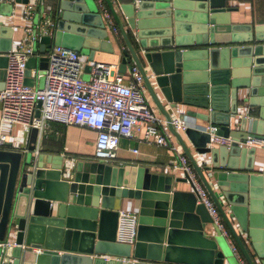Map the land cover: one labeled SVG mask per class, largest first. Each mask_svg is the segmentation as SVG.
I'll return each mask as SVG.
<instances>
[{
	"label": "water",
	"instance_id": "1",
	"mask_svg": "<svg viewBox=\"0 0 264 264\" xmlns=\"http://www.w3.org/2000/svg\"><path fill=\"white\" fill-rule=\"evenodd\" d=\"M185 1L191 3L187 10H197L206 20L208 41L182 45L172 37L176 34L172 21L178 22L183 9L181 0H118L126 21L125 26L118 25L126 44L118 72L125 74L130 64L137 65L151 97L189 156L244 258L254 264L245 241L215 195L211 180L223 192L241 231L252 240L264 264V175L254 173L257 157L262 159L264 171V154L258 155L255 147L238 144L248 137L264 139V45H235V40L215 38V34L232 29L220 20L234 10L227 0ZM15 2L28 4L29 0ZM6 8L7 4L0 2L1 15H8ZM51 8L48 17L53 35L41 36L34 48L42 57H30L26 64L25 83L30 86L34 84L32 70L47 69L46 53L53 45L79 52L88 48L89 60H93L97 48L86 39L110 41L101 14L91 9L87 0H55ZM95 14L101 23L88 21ZM159 34L164 35L162 42L157 40ZM148 38H155L151 39L155 42L144 41ZM195 45L199 48H182ZM12 47L10 38L0 42V73L8 65L7 53ZM90 68L88 65L85 69ZM156 89L171 109L184 104L207 110L188 115L219 126L218 135L234 138L231 146H211L204 125L183 130L199 154L212 155V167L197 163L182 134L170 123L171 114L159 101ZM38 135L39 130L31 128L28 147L23 151L0 146V264H236L207 207L198 202L187 174L176 178L153 173L144 166H113L95 159L79 160L73 165L62 160L46 169L43 165L51 162L50 155H37ZM175 182L189 183L190 190L174 189ZM233 194H238L240 200L233 201ZM115 197L140 200L133 246L116 241ZM207 225L214 227L213 238L204 236Z\"/></svg>",
	"mask_w": 264,
	"mask_h": 264
},
{
	"label": "built area",
	"instance_id": "2",
	"mask_svg": "<svg viewBox=\"0 0 264 264\" xmlns=\"http://www.w3.org/2000/svg\"><path fill=\"white\" fill-rule=\"evenodd\" d=\"M12 1V0H3ZM105 19L111 22L112 30L117 34V24L105 0H96ZM37 7L26 4L23 17L34 22ZM52 22L48 19L42 25L34 24L25 29L26 38L16 51L7 53L9 62L5 68L3 89L0 90L1 118L3 121L17 123L28 128H37L42 132L45 122L53 121L65 125L85 126L97 132L94 147V159L112 161L122 137H132L134 128L145 123L144 140L149 143L168 147V121L158 117L150 105L146 94L143 75L136 64H131L125 74L110 70L105 64L96 62L91 66L89 79H84L85 65L79 51L53 45L46 53L48 67L45 84L38 86V71L32 70L34 84L25 83L27 61L30 57H42L35 51V44L41 36L53 35ZM38 103L41 104L38 107ZM39 110L40 115L37 116ZM170 123L175 130L185 129L187 123L179 115H171ZM204 130L211 136V146H231L235 141L231 136L218 135L219 126L208 124ZM6 139L0 136V146ZM239 147H264V139L248 137L238 142ZM138 153L137 149L133 150ZM176 168L187 174L198 195L211 214L221 234L228 240L233 255L239 264H248L208 189L200 179L190 159L181 154ZM139 214L130 209L118 210L116 241L134 245L137 239Z\"/></svg>",
	"mask_w": 264,
	"mask_h": 264
},
{
	"label": "crops",
	"instance_id": "3",
	"mask_svg": "<svg viewBox=\"0 0 264 264\" xmlns=\"http://www.w3.org/2000/svg\"><path fill=\"white\" fill-rule=\"evenodd\" d=\"M1 3H6L7 8L5 9V13L8 15L0 14V22L3 25H0V42L5 41L8 38L12 39V50L16 51L22 41L26 38L25 29L31 27L35 24L36 16L38 17L37 21L39 25H42L45 21L49 19L48 14L52 8L51 6L55 2V0H29L28 4H35L37 7V13L34 19V22L27 21L23 17V10L26 4L16 3L15 0L3 1L0 0ZM88 5L93 10L98 11L103 18V22L106 25V29L109 32L110 41L99 40V39H91L87 38L86 41L89 45L97 48L94 51L93 60H89L90 49L83 48L80 53L82 61L86 63V66H92L96 62H100L109 67L110 70L118 72V65L121 63L122 59V51L126 47L125 41L121 34V30L119 26H125V17L123 11L121 9V4L118 0H105L109 11L112 14L113 22L117 24L118 33L116 34L111 28V22L105 19L103 13L100 11V8L96 2V0H87ZM183 9L177 16V21H172V28L175 29V33L172 37L177 39L179 43L182 45H190L196 44V40L200 41H208L209 33L206 27V20L202 18L201 14L198 13L197 10H187L186 8L190 7V2L181 0ZM84 5V3H81ZM227 5L234 8L232 12H227L222 15L220 20L224 19L229 25H231V31L225 34H215V38L219 41L223 40H235V45H258L263 44L264 41H257V39L264 38V0H227ZM42 8H44L42 10ZM45 10V11H44ZM174 18V16L172 15ZM92 24L101 23V19L99 15H94L88 20ZM205 27V28H204ZM159 31H163L162 29ZM205 31V32H204ZM163 34V33H162ZM162 34L157 36V40L162 42L164 38H162ZM155 39V38H151ZM148 38L145 39L147 43L151 40ZM154 43V40H151ZM262 42V43H261ZM39 45V43L37 44ZM183 49H196L198 46H190V47H182ZM201 48H203L201 46ZM199 60V59H197ZM197 62V61H194ZM131 65V64H130ZM128 66V69L130 67ZM146 73L150 75V70L146 67ZM91 68L89 70L85 69V74L90 75ZM5 79V70L0 73V87L4 85ZM39 86V85H38ZM156 93L158 95V99L161 104L164 105L166 110L171 114L183 116L184 120L187 123V126L196 127L198 125H208L210 122H205L200 119H196L195 117L188 115L192 113L202 114L207 113V110L191 106L178 104L177 108L171 109L166 105L165 99L161 95L160 91L156 89ZM146 94L149 98L150 105L154 109L156 115L158 117H165L161 109L155 103L153 98L151 97L148 89H146ZM243 113V112H242ZM198 124V125H197ZM145 123H142L139 128H134L132 137H122L120 139L119 147L116 152V158L112 161H108L107 163L113 166H125V165H134V166H144L148 167L151 172L173 176L176 178H183L185 174L176 168V164L178 163V158L181 154H185L184 148L175 134L168 128V140L171 143L170 146H160L157 144L149 143L144 140V131H145ZM31 128H28L25 125L10 123L7 121H3L1 118V103H0V136L5 135L6 139L3 143V148L5 145L10 146L12 150L23 151L26 150L29 144V136H30ZM182 134V138L184 143L186 144L188 150L195 158L197 163L201 167H205L207 164L208 167H212V155L206 154L201 155L197 152L195 147L186 137L183 129L179 130ZM97 137V132L85 126H77V125H65L58 122L47 121L44 124L43 130L38 135L37 141V155H50V163H44L43 167L48 169L56 163L69 162L72 165L75 164L79 160H94V147L95 140ZM218 146V145H217ZM257 148V154H264V147H255ZM137 149L138 153H134L133 150ZM188 158L189 156L186 155ZM46 156H44L45 158ZM262 159L257 157L255 159L254 165V173L263 174V164ZM245 164V163H244ZM240 165V163L238 164ZM247 165V163H246ZM58 167V166H57ZM240 173H245L244 171L238 170ZM211 185L214 190L215 195L219 199L221 205L224 207L225 211L229 215V218L233 221L236 229L241 234L242 239L245 241L249 254L254 264H263L262 260L258 258L253 246L252 240L248 238L246 233L241 231L237 216L231 210L229 204L227 203L226 198L223 195L221 189L217 186L214 180H211ZM174 189L180 191H188L190 190L189 183L185 182H175ZM122 188V187H121ZM253 189H259V187H253ZM264 191V186L262 187ZM233 201H239L240 197L238 194H233L231 196ZM115 209H130L133 211L139 210L140 200L135 198H122L115 197L114 198ZM264 202V200H262ZM254 205V204H253ZM101 209V206L99 207ZM235 208H239V206H235ZM264 210V208L262 209ZM238 212V211H237ZM249 211H247V214ZM264 216V212L261 213ZM256 216V213L253 212V217ZM248 217V216H247ZM255 221L257 219H254ZM215 235V230L213 225H207L204 236L208 238H213ZM232 236V234H231ZM235 241L234 237L232 236ZM255 241H259L255 238ZM227 240V239H226ZM11 243H14V240H10ZM167 241L165 239L164 245H166ZM229 245V242L227 240ZM236 243V241H235ZM237 244V243H236ZM182 245V244H181ZM195 246V245H194ZM197 246V245H196ZM192 247V245L190 246ZM230 247V245H229ZM239 247V246H238ZM231 248V247H230ZM240 249V248H239ZM60 254L64 252L63 248L59 250ZM236 258V257H235ZM131 260H134L132 257ZM224 264H227L225 261ZM236 264H239V261L236 259ZM249 264V263H248Z\"/></svg>",
	"mask_w": 264,
	"mask_h": 264
},
{
	"label": "rangeland",
	"instance_id": "4",
	"mask_svg": "<svg viewBox=\"0 0 264 264\" xmlns=\"http://www.w3.org/2000/svg\"><path fill=\"white\" fill-rule=\"evenodd\" d=\"M39 22V21H38ZM37 22V23H38ZM45 77H46V70H38V76H37V79H38V85H39V88H43L44 87V84H45ZM84 79H89V74H84ZM148 98V96H147ZM149 99V98H148Z\"/></svg>",
	"mask_w": 264,
	"mask_h": 264
}]
</instances>
